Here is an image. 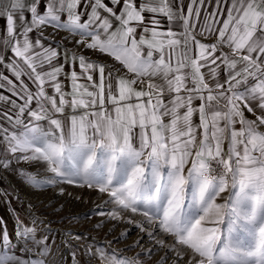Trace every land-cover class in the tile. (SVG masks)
<instances>
[{"label": "snow or ice", "instance_id": "6c2138e0", "mask_svg": "<svg viewBox=\"0 0 264 264\" xmlns=\"http://www.w3.org/2000/svg\"><path fill=\"white\" fill-rule=\"evenodd\" d=\"M0 17V169L107 206V242L72 264H264V0H0ZM28 216L0 217V264H65Z\"/></svg>", "mask_w": 264, "mask_h": 264}, {"label": "rangeland", "instance_id": "374dc122", "mask_svg": "<svg viewBox=\"0 0 264 264\" xmlns=\"http://www.w3.org/2000/svg\"><path fill=\"white\" fill-rule=\"evenodd\" d=\"M63 35V33H60ZM59 35V34H58ZM78 38V37H77ZM31 170V169H30ZM17 193L20 197L23 207L19 211L22 218L28 216L31 212L38 220H42L41 228L49 227L52 232L49 233L52 241L54 242V259L59 260L63 257L65 264H72L71 251L73 246L79 253L81 260H86L87 256L84 255L83 249L85 244H90L94 240L98 241L97 246H102L107 241L105 240V232L111 227V224H103V228H97L96 225L104 220L99 213L104 211L107 207L102 198L98 197L95 192L90 189H82L75 185L67 186L68 192L72 193L71 196L67 194H58L54 188L44 190L32 189L25 186L21 178L15 180ZM77 197H80L77 199ZM31 201L32 207L29 208L28 204ZM127 227L125 224H115V231L108 235L107 240H113ZM80 235L81 239L71 240V244L66 243L69 233ZM138 230L134 227H129V234L126 240L121 241L119 245L114 244L113 247L121 248L124 245L132 244L137 236ZM139 251V250H137ZM131 255V253H128ZM162 253L157 252L152 259H158Z\"/></svg>", "mask_w": 264, "mask_h": 264}, {"label": "crops", "instance_id": "0c3cea01", "mask_svg": "<svg viewBox=\"0 0 264 264\" xmlns=\"http://www.w3.org/2000/svg\"><path fill=\"white\" fill-rule=\"evenodd\" d=\"M105 2L107 3L109 2V0H105ZM186 2H188V0H186ZM208 6L209 5L207 4L205 5V7ZM212 6L214 7V5ZM161 19H163V17H161ZM3 25H4V18L0 17V27H2ZM60 33H63V35ZM36 35L37 33H33V36ZM44 40L47 44H51L52 46H55L56 44H61L63 41H68V47L69 48L72 47L71 45L72 37L63 30H56L54 32L53 29L49 27L46 31H44ZM83 54L91 57L92 59H96L99 62L105 63L107 65H111L114 60V58L108 56L107 54L94 55L90 50H84ZM0 71H5L3 66H0ZM0 92H4L5 95H11L10 93L7 92L6 89H0ZM0 107H3V105H0ZM247 115L251 116V114H247ZM17 178L18 176L13 175L11 172H5L3 169H0V217H3L7 220L10 233H14V216L16 213H19V211L23 207L22 206L23 202L21 203V200L16 198L18 196L16 190L17 187L15 184V180ZM13 189L15 191H13ZM4 190H7L10 193L11 203H9L8 198H6L3 195ZM13 209H15V212H13ZM16 251H17V255H24L23 248H19Z\"/></svg>", "mask_w": 264, "mask_h": 264}]
</instances>
